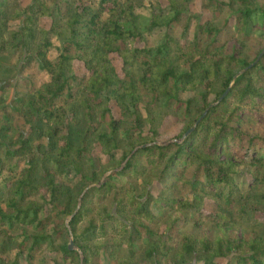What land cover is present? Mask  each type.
<instances>
[{
	"label": "trees",
	"instance_id": "trees-1",
	"mask_svg": "<svg viewBox=\"0 0 264 264\" xmlns=\"http://www.w3.org/2000/svg\"><path fill=\"white\" fill-rule=\"evenodd\" d=\"M193 1L0 0V264H264V0Z\"/></svg>",
	"mask_w": 264,
	"mask_h": 264
},
{
	"label": "rangeland",
	"instance_id": "rangeland-1",
	"mask_svg": "<svg viewBox=\"0 0 264 264\" xmlns=\"http://www.w3.org/2000/svg\"><path fill=\"white\" fill-rule=\"evenodd\" d=\"M29 1L30 0H21V3L24 5V4H27ZM158 1L161 3L162 6L167 4V0H158ZM190 12L195 14V15L200 16L201 20L207 19L208 14H209L208 10H204L201 8V0H194L190 4ZM41 24L46 27L48 25V20L42 19ZM113 63L116 67L117 72L120 73V60L118 58H113ZM73 72L77 73L78 75H80L82 77L87 76L86 71L82 67V64L79 62L74 63ZM189 95H190L189 93H184L182 95V97L187 98ZM113 112L116 116H119L118 109L114 106H113ZM182 126H183V123L179 119H177L174 116H167L161 122L160 126L158 127V134L155 137V140L159 143H164V142L171 140L173 137H175L179 134ZM155 186L156 187L154 188L153 191L156 193L159 190V186L158 185H155ZM211 209H212V205L210 203H208L206 205L205 210L209 211ZM70 239H71V237H70ZM46 264H49V263L47 262ZM141 264H148V262L146 263L144 261Z\"/></svg>",
	"mask_w": 264,
	"mask_h": 264
},
{
	"label": "water",
	"instance_id": "water-1",
	"mask_svg": "<svg viewBox=\"0 0 264 264\" xmlns=\"http://www.w3.org/2000/svg\"><path fill=\"white\" fill-rule=\"evenodd\" d=\"M190 130H191V129H189L188 132H189ZM188 132H187V133H188ZM184 135H185V134H184ZM68 247H69V249H73V241H72V239H70Z\"/></svg>",
	"mask_w": 264,
	"mask_h": 264
}]
</instances>
